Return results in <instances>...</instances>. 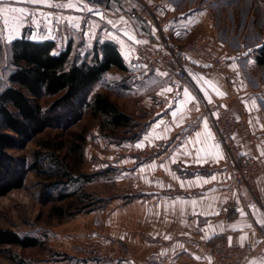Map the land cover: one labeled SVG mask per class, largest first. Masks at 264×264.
I'll list each match as a JSON object with an SVG mask.
<instances>
[{"label":"crops","instance_id":"1","mask_svg":"<svg viewBox=\"0 0 264 264\" xmlns=\"http://www.w3.org/2000/svg\"><path fill=\"white\" fill-rule=\"evenodd\" d=\"M242 1L255 0H144L166 10L153 24L136 16L133 2L2 0V44L23 37L52 41L83 56L95 43H113L127 68L120 71L123 89L129 97L140 93L137 104L145 113L140 136L113 149L119 193L104 208L74 218L65 236V264H210L212 244L221 235L233 246L254 249L243 264H264V172L250 186L232 183L203 109L205 102H224L236 121L240 153L264 166V66L255 60L264 29L255 30L253 7L239 26L230 25L226 16L243 13ZM66 4L75 6H57ZM197 35L208 37L219 66L188 57L184 80L136 71L137 43L163 37L177 49ZM143 152L148 161H140ZM228 203L233 209L220 214ZM108 241L121 244L122 257L102 263L94 244Z\"/></svg>","mask_w":264,"mask_h":264},{"label":"trees","instance_id":"2","mask_svg":"<svg viewBox=\"0 0 264 264\" xmlns=\"http://www.w3.org/2000/svg\"><path fill=\"white\" fill-rule=\"evenodd\" d=\"M54 45L52 41L35 42L24 37L10 44H2L0 41V55L7 50L9 70L6 86L0 92V189L5 192L12 190L15 184L21 182L25 172L31 170L45 175L46 194L56 185L90 182L103 175V171L87 174L79 170L83 145L86 143L83 133L76 136L69 147L70 156H76L71 162L70 159H60L56 155L61 150L58 145L46 143L42 147L49 152L33 153L34 161L25 170L13 166L14 160L7 152L22 146L28 134H38L47 127L48 118L43 116L45 110L39 99L59 96L60 101L67 106L65 115L88 111L93 119H100L101 131L109 129L114 133L122 130L124 134H129L136 126L133 117L124 113L106 93L96 92L89 97L93 86H97L111 69L127 71L113 43H95L92 50L83 56L70 46L65 47L63 53L54 52ZM187 58L184 57L185 62ZM255 60L257 65L264 66V47L256 51ZM55 117L58 118V115ZM140 134L128 141L136 140ZM40 157L43 160L48 158L52 167L43 169L39 166ZM66 190L50 198L52 202L69 200L65 207L55 209L59 218L75 217L102 209L115 197L100 198L83 189L71 192ZM41 246L37 238L21 237L13 231L0 229V248L29 249Z\"/></svg>","mask_w":264,"mask_h":264},{"label":"rangeland","instance_id":"3","mask_svg":"<svg viewBox=\"0 0 264 264\" xmlns=\"http://www.w3.org/2000/svg\"><path fill=\"white\" fill-rule=\"evenodd\" d=\"M238 7L242 8L243 13L232 17L226 16L230 25L239 26L242 20L247 19V10L251 11L253 7L255 9L253 12L254 28L255 30L264 29V0L242 1ZM58 47L63 46L58 45ZM7 55V50L0 55V92L6 86L9 71ZM135 68L136 71H144L142 68L136 66ZM123 78L124 75L119 70L113 69L104 76L102 83L93 86L89 97L103 89L101 92H105L124 113L133 117L136 126L129 134H124L122 130L114 133L109 129L101 131L100 119H93L85 110L65 115L67 106L60 101L59 96L39 99L41 107L45 110L43 116L48 118L47 127L38 134H28L22 146L7 152L14 160L13 166L18 170L19 168L25 170L34 161L33 153L49 152L42 147L46 143L58 145L61 150L56 152V155L60 159H70L71 162L76 156H70L69 147L76 136L83 133L86 143L83 145L79 170L87 174L103 171V175L93 178L90 182L79 181L66 186L56 185L48 190L49 194H46L45 175L31 170L25 172L21 182L15 184L12 190L5 192L6 190L0 189V229L13 231L21 237H34L42 243L41 247L29 249L2 247L0 248V264H65V260L68 259L65 254V236L69 235L68 230L74 218L86 213L70 218H59L55 209L59 206L65 207L69 200L52 202L50 201L51 195L65 193V189H67L66 192L83 189L100 198H109L119 193L115 184V178L120 170L116 166L119 160L113 159L115 155L113 149L122 143L129 142L131 137L142 132L145 115L137 104L140 93L129 97L123 89V83L126 82ZM57 115L58 118L55 117ZM38 163L43 169L52 167L48 158L43 160V157H40ZM74 263L76 259L75 261L70 259V264Z\"/></svg>","mask_w":264,"mask_h":264},{"label":"built area","instance_id":"4","mask_svg":"<svg viewBox=\"0 0 264 264\" xmlns=\"http://www.w3.org/2000/svg\"><path fill=\"white\" fill-rule=\"evenodd\" d=\"M106 2L107 0H94ZM123 3L133 2L135 14L146 23L158 24L166 16V10L161 4H147L144 0H120ZM54 52L63 53L65 48L54 45ZM184 57H193L211 66H219L212 50V44L207 36L197 35L180 48L172 45L162 37L159 41H142L136 44L133 64L146 71L161 72L179 80L187 78ZM205 113L210 117L217 137L232 170V183L235 186H250L255 176L264 172V166L251 156L240 153L234 140L236 121L224 102H205ZM146 152L142 153L140 161H148ZM161 175L159 169L155 170ZM231 203L225 204L220 214L230 212ZM94 252L103 263H108L122 257L121 244L117 241L96 242ZM251 246H233L225 236L217 237L211 247L210 264H243L254 254ZM50 264V263H48Z\"/></svg>","mask_w":264,"mask_h":264},{"label":"snow or ice","instance_id":"5","mask_svg":"<svg viewBox=\"0 0 264 264\" xmlns=\"http://www.w3.org/2000/svg\"><path fill=\"white\" fill-rule=\"evenodd\" d=\"M32 2H37V0H32ZM0 3H2V0H0ZM49 6H52V5H49ZM57 6H59V7H74L75 5H73V4H66V5H57ZM0 11H3V10L0 9ZM11 11H13V12L20 11L21 14H23V9L17 10V9H15V8H13V9H11ZM4 23H5V25H6V24H7V21L5 20ZM8 39L11 40V39H12V36L9 35V36H8ZM209 83H210V82H209ZM166 91H171V89H167ZM254 103H255V101H253V104H254ZM138 147H139V145H138ZM244 238H246V237H244ZM244 238H242V239H244ZM197 259H199V258H197ZM208 259L210 260V258H208ZM253 264H255V262H253Z\"/></svg>","mask_w":264,"mask_h":264}]
</instances>
